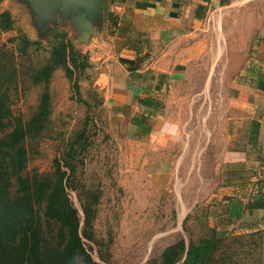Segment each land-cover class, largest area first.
Masks as SVG:
<instances>
[{"label":"rangeland","instance_id":"1","mask_svg":"<svg viewBox=\"0 0 264 264\" xmlns=\"http://www.w3.org/2000/svg\"><path fill=\"white\" fill-rule=\"evenodd\" d=\"M29 6L27 0H0V10L6 9L12 20L10 29L0 31V80L11 115L22 120L34 110L40 93L47 92V120L36 136L24 139V173H50L54 161H58L68 174L63 166L67 161L72 172L67 176L65 192L79 219L82 191L96 193L90 222L93 241L81 238L91 258L98 264H157L167 244L180 238L184 243L195 241L214 229L219 238L203 264H264V223L255 222L257 214L236 220L225 213V201L229 196L236 199V195L220 190L216 142L203 139L196 109L190 110L189 120L182 125L186 135L175 139L168 150L169 157L176 159L169 182L152 183L140 163L146 158L163 157L165 149L162 155L154 156L145 149L140 156L134 155V146L123 138L121 125L120 133L116 126L108 125L95 83L100 70L88 56V64L73 72L77 93L59 67L51 71L45 84L30 82V72L47 58L54 42L53 31L64 33L74 48L85 52L80 50L84 43L78 41V35L84 34L81 28L73 27L67 19L54 18L42 29L46 24L38 22L44 16L32 12ZM219 32L218 37L211 29L204 37V69H212L215 80L209 87L211 101L213 88L219 84L216 73L232 74L229 72L245 56L243 47H238L235 54L230 52L239 30H232L226 22ZM18 35L38 43L19 52ZM215 48L219 54L214 60L209 52ZM230 55L235 59H224ZM13 188L9 186L10 191ZM41 217L42 235L53 244L55 225Z\"/></svg>","mask_w":264,"mask_h":264},{"label":"crops","instance_id":"2","mask_svg":"<svg viewBox=\"0 0 264 264\" xmlns=\"http://www.w3.org/2000/svg\"><path fill=\"white\" fill-rule=\"evenodd\" d=\"M94 12L78 41L99 67L95 83L108 125L118 133L121 125L134 155L165 149L163 157L142 160V172L152 183L169 182L176 159L168 150L195 108L203 139L216 142L220 190L234 192L227 201L240 205L235 219L257 214L263 224L257 199L264 195V0H97ZM226 22L240 31L230 52L243 47L245 56L232 74L216 73L211 101L215 80L204 69V37L211 29L219 37ZM209 54L215 60L219 51Z\"/></svg>","mask_w":264,"mask_h":264},{"label":"trees","instance_id":"3","mask_svg":"<svg viewBox=\"0 0 264 264\" xmlns=\"http://www.w3.org/2000/svg\"><path fill=\"white\" fill-rule=\"evenodd\" d=\"M108 19L114 25L112 13H108ZM11 27L8 11L1 10L0 31ZM52 36L54 42L47 58L30 72V82L45 84L51 71L59 67L77 93L73 72L88 64L86 54L74 48L64 33L53 31ZM15 38L19 52L38 43L24 35ZM6 102V89L0 80V264H78V261L98 264L81 242V238L93 241L90 222L96 193L82 191L79 219L65 192L67 176L72 172L67 161L63 166L68 174L58 161H54L50 173H24L27 161L24 139L36 136L47 120V92L40 93L34 110L25 120L11 115ZM11 185L14 186L12 191L9 190ZM257 201L264 203L262 195H258ZM224 211L228 218H237L240 205L228 200ZM40 216L46 223L55 225L53 244L42 235ZM218 238L219 234L210 229L207 236L195 241L184 243L182 238L177 239L162 248L157 264H203Z\"/></svg>","mask_w":264,"mask_h":264},{"label":"water","instance_id":"4","mask_svg":"<svg viewBox=\"0 0 264 264\" xmlns=\"http://www.w3.org/2000/svg\"><path fill=\"white\" fill-rule=\"evenodd\" d=\"M30 3L32 12L43 15L44 19L39 21L45 26L55 19L65 20L76 28H81L84 32L88 20L92 19L94 9L97 7V0H27ZM55 18V19H54ZM39 18H37V21Z\"/></svg>","mask_w":264,"mask_h":264},{"label":"built area","instance_id":"5","mask_svg":"<svg viewBox=\"0 0 264 264\" xmlns=\"http://www.w3.org/2000/svg\"><path fill=\"white\" fill-rule=\"evenodd\" d=\"M263 115H264V111H263ZM262 198L264 199V195L262 196Z\"/></svg>","mask_w":264,"mask_h":264}]
</instances>
